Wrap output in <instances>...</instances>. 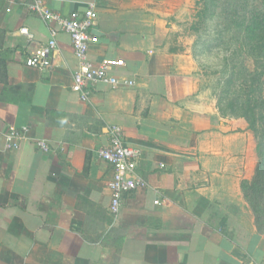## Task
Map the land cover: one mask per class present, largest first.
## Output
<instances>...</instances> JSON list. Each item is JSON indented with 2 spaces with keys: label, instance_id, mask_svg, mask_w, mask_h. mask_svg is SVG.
Segmentation results:
<instances>
[{
  "label": "crops",
  "instance_id": "0c3cea01",
  "mask_svg": "<svg viewBox=\"0 0 264 264\" xmlns=\"http://www.w3.org/2000/svg\"><path fill=\"white\" fill-rule=\"evenodd\" d=\"M28 1L0 0V264H264V233L244 209L257 171L249 123L221 117L180 33L200 0L52 3L66 14L93 3L89 59L123 62L108 72L119 84L92 83L87 101L72 90L67 34L50 72L24 65L50 38ZM112 126L140 151L146 183L117 215L113 170L97 157Z\"/></svg>",
  "mask_w": 264,
  "mask_h": 264
},
{
  "label": "rangeland",
  "instance_id": "374dc122",
  "mask_svg": "<svg viewBox=\"0 0 264 264\" xmlns=\"http://www.w3.org/2000/svg\"><path fill=\"white\" fill-rule=\"evenodd\" d=\"M180 33L193 48L203 89L221 117L252 124L257 171L243 182L244 209L252 221V211L257 216L255 209L264 206V175L257 178L258 147L264 153V0H200Z\"/></svg>",
  "mask_w": 264,
  "mask_h": 264
},
{
  "label": "built area",
  "instance_id": "2783aa9c",
  "mask_svg": "<svg viewBox=\"0 0 264 264\" xmlns=\"http://www.w3.org/2000/svg\"><path fill=\"white\" fill-rule=\"evenodd\" d=\"M67 0H30L24 3L28 12L39 15L49 29L50 38L45 46L37 52H28L24 59V65L41 72H50L53 69L54 54L58 48L57 38L59 34H67L72 43L74 55L79 62V67L74 73L72 90L79 93L83 101L90 96V87L95 82H109L116 86L118 81L109 76V71L123 65L122 61L104 60L99 66H95L89 59L91 47V31L95 26L97 13L95 5L88 3L83 9L69 13L56 11L52 3H65ZM14 5V2L10 3ZM19 35L26 38L28 44L34 41V36L27 27L19 30ZM110 144L99 149L97 157L106 162L113 170V177L109 182L112 193L111 213L117 215L122 206L123 198L146 186L145 181L136 173L137 161L140 151L130 147L124 137L123 130L118 126L109 129ZM19 133L11 129L5 140V148L13 150L18 147L16 140ZM37 146L42 151L49 153L50 148L46 142L40 141Z\"/></svg>",
  "mask_w": 264,
  "mask_h": 264
},
{
  "label": "trees",
  "instance_id": "16d2710c",
  "mask_svg": "<svg viewBox=\"0 0 264 264\" xmlns=\"http://www.w3.org/2000/svg\"><path fill=\"white\" fill-rule=\"evenodd\" d=\"M251 127H252V124L250 125L249 129H251ZM262 148L264 149V146H262ZM261 152H262V150H260V148L258 147L259 168H258V172H257V178L260 176L262 177L264 175V172L262 173V170H264V153L263 152L261 153ZM257 180L260 181L261 179H257ZM261 191L263 192V195H264V181L262 184ZM255 210L257 212V217H258V221H259L258 230L260 233H264V230L262 229V227H260V222H262V220H264V206H262V208L257 207Z\"/></svg>",
  "mask_w": 264,
  "mask_h": 264
}]
</instances>
